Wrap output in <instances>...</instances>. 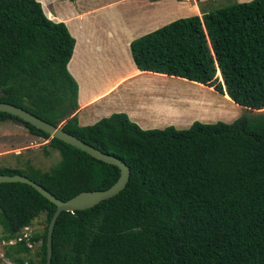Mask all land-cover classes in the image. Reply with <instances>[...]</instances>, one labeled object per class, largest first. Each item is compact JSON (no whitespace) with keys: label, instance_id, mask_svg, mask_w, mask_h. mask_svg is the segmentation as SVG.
Wrapping results in <instances>:
<instances>
[{"label":"trees","instance_id":"obj_1","mask_svg":"<svg viewBox=\"0 0 264 264\" xmlns=\"http://www.w3.org/2000/svg\"><path fill=\"white\" fill-rule=\"evenodd\" d=\"M43 10L36 0H0V102L60 125L129 170L115 196L59 213L50 264H264V0L177 19L132 40V62L100 63L119 69L120 78L91 99L144 72L213 88L246 110L231 123L195 121L183 130L141 129L125 113L80 126L76 110L88 98L78 104V84L66 69L74 39ZM80 52L78 43L77 59ZM8 120L48 140L60 159L46 172L14 168L0 175L25 176L60 201L116 181V167L0 113V122ZM54 210L29 186L0 183L1 239L16 238L44 213V227L28 239L39 244L38 264H44ZM10 249L19 254L28 248L22 239Z\"/></svg>","mask_w":264,"mask_h":264},{"label":"rangeland","instance_id":"obj_2","mask_svg":"<svg viewBox=\"0 0 264 264\" xmlns=\"http://www.w3.org/2000/svg\"><path fill=\"white\" fill-rule=\"evenodd\" d=\"M167 1L170 5L167 7L168 18L166 23H163L164 25L180 18L189 17L192 13H196L198 9L206 13L233 3H243L251 0H206L204 3H199L200 0ZM40 2H42L43 6L49 11L47 1L40 0ZM101 2L102 0H79L76 5L77 7L87 6L89 9H92ZM135 32L134 35L138 38L144 35L143 33L145 31L141 29ZM120 52L122 57L127 55L125 49L124 51L120 49ZM122 61L124 60L122 59ZM70 68L81 83L82 100L106 91L118 78H120L119 69H116L114 74L103 75V77L89 84L86 81L89 77L87 78L86 75L85 78L84 74H82L84 77L83 79L78 77V71L76 70L78 67H75L72 62ZM134 70L132 66L129 73ZM98 74L97 77L101 75V72L98 71ZM147 74L149 73L138 74L131 78L126 77L112 93L104 96L101 100L119 94L117 96V107H126L128 111L131 110L129 115L132 119H136L138 114H142V116H146L145 118L151 122H155L154 119L156 118H163L165 123H182L185 126L189 125L192 121L211 123L220 121L223 123H231L236 119V114H238V112L239 115L246 112L244 108L236 105L228 97L217 93L213 88L193 84L178 78H169L160 75L155 77ZM92 75H96V72H92ZM113 77L115 80L112 82L111 80ZM123 83L125 84L123 85ZM78 92L77 85V99ZM87 107H89V110H92L90 106ZM87 107L84 108V110H81L83 107L80 109L82 115L85 114ZM77 112L78 107L76 113ZM98 116L99 114L95 117L97 118ZM180 116H183V121L181 122L179 121ZM163 123L161 125H163ZM172 127L175 128L174 126ZM187 127L178 128V130H183ZM47 142L48 140L30 135L26 128L17 122L10 120L0 122V169L17 168L26 172L28 169L33 168L41 172L48 171V169L56 164L60 158L58 153L47 145ZM45 152H47V155ZM27 227L28 231L25 232L27 240L24 241V244L26 246V243H29L30 247L26 246L28 248L27 251L16 254L10 249L11 247L13 248L14 245H10L7 248V246H4L5 244H2L0 264H15L12 260L13 257L22 258L25 264L29 261L32 264H38L36 253L39 244L35 243L32 245L28 242V239L34 232L38 233L44 227V213H40ZM4 235L5 233L0 227V242L5 243L7 241L1 239ZM20 236L19 234L16 238ZM16 238L11 240H15ZM7 253H9V255Z\"/></svg>","mask_w":264,"mask_h":264},{"label":"crops","instance_id":"obj_3","mask_svg":"<svg viewBox=\"0 0 264 264\" xmlns=\"http://www.w3.org/2000/svg\"><path fill=\"white\" fill-rule=\"evenodd\" d=\"M36 1L40 4L44 14L42 3L40 0ZM46 1L51 14L50 16L53 17L48 20L55 23H63L69 35L74 39L72 54L66 65V69L68 68L67 71L70 72L68 73L74 77L78 84L79 105L82 101L81 83L71 71V62L78 61L77 63L79 66L78 69H76L78 75L80 77H83L82 74L86 75L87 78L89 77L90 82L94 80V77L99 75L98 71L101 72L100 76L114 74L116 67H111L108 70V68L106 69V65L103 64L107 61H122V59L132 62L129 52V43L136 38L134 35V33H136L135 31L143 29L145 31L143 34H145L158 29V27L164 26L163 23H166L168 18L167 7L170 5L167 0H102L99 5L89 9L87 6L77 7L76 4L79 0H75L74 2H70L69 0ZM200 2L204 3L206 0H200L199 3ZM201 13L203 12L198 9V11L196 10V13H192L191 16H200ZM78 43H80L81 52L77 59L75 57V50ZM121 46H124L127 53V55L123 57L120 52ZM92 72H96V75H92ZM111 81L114 80L112 79ZM121 81L102 96L98 98L94 97L93 99L88 98L87 104H85L81 110H84L87 106H90L92 110H89V107H87L85 114L82 115L79 106L77 118L80 126L91 125L101 119V117H107L111 113H125L129 119L135 122L141 129H161L166 126H174L178 129L187 127L192 122H195L192 121L187 126L182 123H165L163 118H156L154 119L155 122H151L145 118L146 116H142V114H138L136 119H132L129 115L131 110L128 111L126 107H117V96L119 94L101 100L104 96L112 93L113 90L119 86ZM124 84L125 83H123V85ZM97 114H99V116L96 118L95 116ZM238 115L239 112L236 114V118ZM179 121H183V116L179 117ZM162 123L163 125H161Z\"/></svg>","mask_w":264,"mask_h":264},{"label":"water","instance_id":"obj_4","mask_svg":"<svg viewBox=\"0 0 264 264\" xmlns=\"http://www.w3.org/2000/svg\"><path fill=\"white\" fill-rule=\"evenodd\" d=\"M0 113L8 114L12 117L19 119L20 121L29 124L30 126L42 131L47 134L50 139H57L64 144L71 146L81 152H84L89 157L100 161L102 163L112 165L118 169V177L116 181L107 189L92 192H80L75 196L69 198L66 201H60L51 195L49 192L44 190L37 183L28 179L22 175H0V183H20L31 187L36 191L42 198L51 203L55 210L51 215L45 233V263L50 264L51 260V235L54 223L57 216L61 212H74L82 211L92 208L96 204L106 199H109L118 194L127 183L129 170L128 167L119 159L104 154L97 149L83 143L79 139L71 136L60 129V127L53 126L40 118L30 114L29 112L18 108L16 106L0 102Z\"/></svg>","mask_w":264,"mask_h":264},{"label":"built area","instance_id":"obj_5","mask_svg":"<svg viewBox=\"0 0 264 264\" xmlns=\"http://www.w3.org/2000/svg\"><path fill=\"white\" fill-rule=\"evenodd\" d=\"M28 231V227L26 226V227H24V228H22L21 230H20V237H17L15 240H7L5 243L4 242H0V255H2L1 254V248H2V244H5L4 246H9V245H14L16 242H20L22 239L24 240V241H26L27 239H26V234H25V232H27ZM26 246L27 247H30V245H29V243H26Z\"/></svg>","mask_w":264,"mask_h":264},{"label":"bare ground","instance_id":"obj_6","mask_svg":"<svg viewBox=\"0 0 264 264\" xmlns=\"http://www.w3.org/2000/svg\"><path fill=\"white\" fill-rule=\"evenodd\" d=\"M147 75H152V76H155V77H158L159 76V74L154 75L153 73L152 74H147Z\"/></svg>","mask_w":264,"mask_h":264},{"label":"flooded vegetation","instance_id":"obj_7","mask_svg":"<svg viewBox=\"0 0 264 264\" xmlns=\"http://www.w3.org/2000/svg\"><path fill=\"white\" fill-rule=\"evenodd\" d=\"M10 240V239H9ZM10 246V245H9Z\"/></svg>","mask_w":264,"mask_h":264}]
</instances>
